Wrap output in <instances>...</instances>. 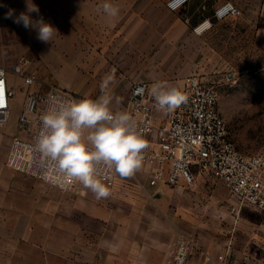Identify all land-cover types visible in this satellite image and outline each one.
I'll use <instances>...</instances> for the list:
<instances>
[{"label":"rangeland","instance_id":"1","mask_svg":"<svg viewBox=\"0 0 264 264\" xmlns=\"http://www.w3.org/2000/svg\"><path fill=\"white\" fill-rule=\"evenodd\" d=\"M31 1L39 7V16L30 13L32 18L42 16L57 33L45 43L36 30L12 19L0 24V64L17 88L10 119L0 126V264H88L98 240L102 243L100 234L105 246L98 251L105 264H112L114 254L127 264L129 247L136 248L138 262L155 259L159 254L150 247L164 239L162 264H173L184 240L189 245L184 264L206 261L213 246L217 261L225 246L252 261L262 258L264 214L238 207L223 182L208 188L198 179V187L168 185L157 195L132 176L118 175L110 196L97 200L82 185L54 188L8 167L6 160L12 136L21 133L18 117L28 91L52 84L80 100L97 99L102 81L112 77L106 91L112 96L110 109L119 112L127 108L133 81L181 80L192 74L216 91L217 108L236 148L264 154V0H219L232 2L240 13L204 20L201 30H186L182 44L145 45L132 44L128 28L130 18L141 14L120 9L115 20L103 12L83 15V20L74 14L71 25L64 0ZM109 2L124 6L123 0ZM25 61L37 78L30 89L12 72Z\"/></svg>","mask_w":264,"mask_h":264},{"label":"built area","instance_id":"2","mask_svg":"<svg viewBox=\"0 0 264 264\" xmlns=\"http://www.w3.org/2000/svg\"><path fill=\"white\" fill-rule=\"evenodd\" d=\"M190 0H168L167 7L179 10ZM240 13L230 1L217 5L213 17L224 19ZM206 21H209L206 20ZM206 22L202 25L205 26ZM12 72L22 78L24 87L31 88L35 74L28 70V62L15 65ZM156 82H166L178 87L187 97L186 103L174 111L165 113L156 106L149 90ZM0 126L11 115V100L16 86L9 80L8 69L0 64ZM80 100L73 92L50 85L46 90L27 92L18 117L20 134L11 138L7 166L15 171L36 177L61 190H73L81 184L62 187L56 177L42 162L36 150L41 128V117L57 101ZM218 96L212 87L203 84L198 75L192 74L181 80L140 79L131 83L127 112L141 131L148 147L144 150L142 168L132 177L142 188H154L161 184L178 186L181 181L191 185L197 176L215 182H223L238 207L251 206L264 214V154H248L236 148L229 137L228 126L217 108ZM114 113L117 110H112ZM118 174L102 172L100 179L106 186L115 185ZM189 249L188 241L180 243L177 259L173 264H184ZM207 263L225 264L222 256L217 262L206 254ZM221 261V263H219Z\"/></svg>","mask_w":264,"mask_h":264},{"label":"clouds","instance_id":"3","mask_svg":"<svg viewBox=\"0 0 264 264\" xmlns=\"http://www.w3.org/2000/svg\"><path fill=\"white\" fill-rule=\"evenodd\" d=\"M103 13L115 20L120 8L109 0L101 5ZM99 11V9H98ZM39 16V7L26 0V11L18 16L14 10L5 13L6 19L22 24L25 29L37 31V39L51 42L57 30ZM112 77L101 83L97 99L57 101L41 117V128L36 142L42 162L62 186L79 182L90 190L97 200L110 196V189L100 179L102 172H114L121 177H131L142 168L144 150L148 147L135 121L127 112L110 109L112 96L106 89ZM159 110L170 113L186 103L181 89L166 82L154 83L150 90ZM3 90L0 89V102Z\"/></svg>","mask_w":264,"mask_h":264},{"label":"crops","instance_id":"4","mask_svg":"<svg viewBox=\"0 0 264 264\" xmlns=\"http://www.w3.org/2000/svg\"><path fill=\"white\" fill-rule=\"evenodd\" d=\"M167 1L168 0H123L124 6H122V4L118 5L122 11L141 14L139 16H135L134 18L131 17L128 22L129 35L133 40L131 41L132 44H182L185 41L186 30H191L197 27L199 28L204 20L209 19L210 17L214 18L213 10L220 2L219 0H190L179 10H171L166 5ZM104 2L105 0H64L65 12L70 14V23L72 25L74 14L75 17L77 14H80L81 20H83V15L89 16L90 13L103 12L101 5ZM9 9H13L14 15L18 16L21 12L26 11V0H0V24L3 22V20H5V13H7ZM121 10L120 12H122ZM198 30L201 29L199 28ZM9 80L11 83H13L11 79ZM50 85L52 84H49L43 90L48 89ZM13 100L14 99L12 98L11 105H13ZM198 179L203 182L199 183V185H202V187L209 186L208 188H210V186L217 183L202 176H197L196 180ZM196 180L190 186L194 187V185H196ZM168 185L170 184H161L160 186L148 188L147 190H151L158 195L164 193V187ZM178 186L185 188L186 186H189V184H187L185 181H181ZM100 237L102 238V243L98 240V243L95 247L98 250L99 247L105 246V241H103L104 236L100 234ZM214 240H218L219 242L218 238H215ZM167 241L168 239L158 241L153 247H150L152 249H156L155 252L159 254L154 256L155 259L150 257L146 258L145 260H141L140 262L137 261L136 248L129 247L128 250L130 253L127 264H162L164 262V258H166L163 253L166 252ZM64 244L65 253H68V239ZM115 247L117 248L114 243L113 249H115ZM212 248V251L208 250L209 253L211 252L212 254L210 253L208 255L213 257L214 262H217V260H215L217 250L214 246ZM98 250L96 251L93 260H90L88 264H105L102 257L99 255L100 251ZM220 253V256H222L225 260V264H264V256L262 258H256L252 261L248 259V256H246L247 253L245 255L241 254L240 256H237L235 254L236 252L233 251L231 247L225 246ZM233 255H235V258H237L235 261ZM118 256V254H114L112 264H122L121 258ZM219 263H221V261ZM188 264L215 263H207L206 261L202 260H192Z\"/></svg>","mask_w":264,"mask_h":264},{"label":"bare ground","instance_id":"5","mask_svg":"<svg viewBox=\"0 0 264 264\" xmlns=\"http://www.w3.org/2000/svg\"><path fill=\"white\" fill-rule=\"evenodd\" d=\"M203 26H204V25H201L199 28H200V29H202V28H203ZM199 28H197V29H199Z\"/></svg>","mask_w":264,"mask_h":264}]
</instances>
